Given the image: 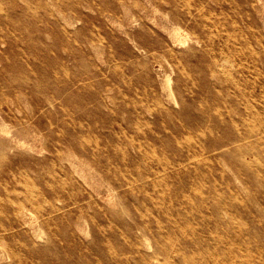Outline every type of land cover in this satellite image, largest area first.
Wrapping results in <instances>:
<instances>
[{"label":"rangeland","instance_id":"rangeland-1","mask_svg":"<svg viewBox=\"0 0 264 264\" xmlns=\"http://www.w3.org/2000/svg\"><path fill=\"white\" fill-rule=\"evenodd\" d=\"M0 264H264V0H0Z\"/></svg>","mask_w":264,"mask_h":264},{"label":"bare ground","instance_id":"bare-ground-1","mask_svg":"<svg viewBox=\"0 0 264 264\" xmlns=\"http://www.w3.org/2000/svg\"><path fill=\"white\" fill-rule=\"evenodd\" d=\"M183 35V34H182ZM224 61H226V64H227V60H224ZM229 65H231V64H229ZM229 76V75H228ZM252 121V120H251ZM252 122H254V121H252ZM58 143V142H57ZM76 190V189H75ZM146 242V241H145ZM7 244V243H6ZM25 245V244H24ZM27 247V246H26Z\"/></svg>","mask_w":264,"mask_h":264}]
</instances>
